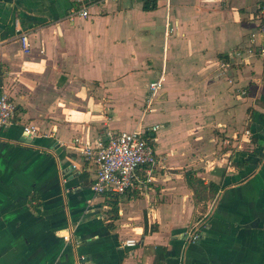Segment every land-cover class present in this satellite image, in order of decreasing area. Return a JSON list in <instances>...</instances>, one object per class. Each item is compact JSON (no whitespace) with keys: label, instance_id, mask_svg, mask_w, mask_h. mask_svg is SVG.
<instances>
[{"label":"crops","instance_id":"0c3cea01","mask_svg":"<svg viewBox=\"0 0 264 264\" xmlns=\"http://www.w3.org/2000/svg\"><path fill=\"white\" fill-rule=\"evenodd\" d=\"M86 3L70 18L69 0H0V86L16 104L0 127V264H153L160 248L167 264H264V62L249 52L264 0ZM154 124L157 163L107 220L80 148ZM186 170L215 196L195 202ZM199 218L200 239L185 241Z\"/></svg>","mask_w":264,"mask_h":264},{"label":"built area","instance_id":"2783aa9c","mask_svg":"<svg viewBox=\"0 0 264 264\" xmlns=\"http://www.w3.org/2000/svg\"><path fill=\"white\" fill-rule=\"evenodd\" d=\"M77 4V7L70 9V18L87 17L88 4L86 0H69ZM261 38L255 50H249L254 53L260 60L264 62V22L260 27ZM21 44L26 52L30 50V43L27 34L20 36ZM162 86V78L159 77L152 80L148 84V96L146 98V106L149 105L156 92ZM16 112L15 102L5 93L0 86V127H6L13 121ZM158 124L152 125L143 130H124L113 132L105 131V137L98 140L94 145L85 144L80 148V153L84 159L92 162L95 168L94 178L91 183V190L96 195L110 193L114 195H122L134 186L137 180V173L144 170L149 177L151 169L157 163V156L149 141L147 133L156 131ZM37 128L32 125H23L22 132L28 137L37 135ZM245 134H249V130H244ZM147 181L149 180L146 179ZM213 205V200L209 203V207ZM202 218V217H201ZM199 218L191 223L184 233V239L187 242H195L201 237L200 225L203 226V219ZM59 236L65 242H73V228L67 227L60 231ZM125 246L132 247L136 244L134 239H125L122 243ZM76 264H90L85 254L78 253L76 255Z\"/></svg>","mask_w":264,"mask_h":264},{"label":"trees","instance_id":"16d2710c","mask_svg":"<svg viewBox=\"0 0 264 264\" xmlns=\"http://www.w3.org/2000/svg\"><path fill=\"white\" fill-rule=\"evenodd\" d=\"M155 5L148 6L146 3L143 5V9H151ZM1 69H0V84H1ZM244 161L242 162H236L235 164L239 167L243 165ZM185 178L186 184L192 189L193 191V198L195 202H202L207 201L208 199H211L215 196L218 186L214 184L213 182H209L205 184L200 178H198L195 175V172L193 170H186L183 174ZM104 202L107 206V209L105 211L106 213V219L108 220H115L118 217V195L110 194V193H104ZM32 201L35 200L34 196L31 198ZM111 226V224H108ZM153 264H167L165 262L164 257V248H160L159 251L155 253Z\"/></svg>","mask_w":264,"mask_h":264}]
</instances>
